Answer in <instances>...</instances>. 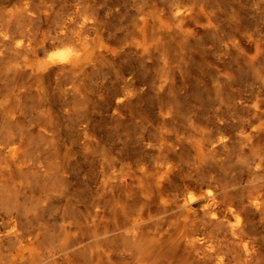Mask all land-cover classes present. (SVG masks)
<instances>
[{
    "label": "rangeland",
    "instance_id": "374dc122",
    "mask_svg": "<svg viewBox=\"0 0 264 264\" xmlns=\"http://www.w3.org/2000/svg\"><path fill=\"white\" fill-rule=\"evenodd\" d=\"M21 1L0 0V23ZM65 1L33 0L41 13L55 4L47 19L33 20L34 28L45 32L74 0ZM136 1L86 0L99 12L97 45L77 73L67 72L68 79L58 71L33 76L11 69L15 53L0 55V221L13 209L25 229L39 225L35 242L43 250L58 245L68 232L75 256L92 251L100 264H121L124 238L117 227L122 220L132 222L137 217L132 215L147 212L142 234L158 228L167 238L188 227L172 204L186 184L195 189L200 180L215 176L235 200L250 188H264V3L144 0L159 31L154 61L133 50L101 54L100 44L120 49L134 29ZM181 1L196 3L201 12L185 11L183 31L172 16ZM71 82L75 90L66 94ZM151 83L157 84L153 93ZM13 144L15 154L9 151ZM160 198L167 202L161 204ZM248 217L246 228L257 241L250 263L264 264V219L252 210ZM216 225L221 237H229L225 225ZM228 237V251L237 259L226 264H237L238 249ZM183 252L176 248L172 259L180 260ZM78 257L74 264H83Z\"/></svg>",
    "mask_w": 264,
    "mask_h": 264
},
{
    "label": "bare ground",
    "instance_id": "6f19581e",
    "mask_svg": "<svg viewBox=\"0 0 264 264\" xmlns=\"http://www.w3.org/2000/svg\"><path fill=\"white\" fill-rule=\"evenodd\" d=\"M146 1L140 0L135 4V6L133 5L134 29L126 36V39L123 42L121 48L110 49L107 46L109 44L105 45L106 43L103 42L102 39L103 44L99 45V51L101 54H108V56H113L116 54L118 55L119 53L126 50H133L135 53H140L142 56H145L147 58L146 60H148L149 62L152 60V57H154V54L152 56L153 50L159 43V31L155 25L154 18L150 13V4ZM47 3H49V1ZM258 3H264V0H260V2ZM92 7L86 2V0H74L72 2L70 1V3H67L65 5L64 10H61V12L58 14L56 13L57 16L55 15L53 22L49 27L46 28L47 30L43 33H40L39 30H36L34 28L32 23L33 20L41 16L45 18L48 17L55 8V4H53V2L51 4H48L45 8L46 10L41 13L35 8L33 0H22L18 5L8 10L6 22L0 23V55H3L8 51H12L13 54L15 53V59L11 63V69H20L27 72L29 71L30 75L33 76L36 72L42 71H47L50 73H56L55 71H58V73L62 74H66L67 72L73 74L77 73L82 61L92 53L93 49L97 45L99 12ZM197 9L198 7L196 3L187 5L184 1H181L175 5V7L172 9V16L175 24L179 27V29L182 30L186 25H184L183 22L185 11H192L194 13L198 12L197 14L201 15V12H199ZM160 21H162V19H160ZM163 21L162 23H164ZM159 45H161V43ZM228 46L230 45L225 44V47ZM133 51L131 53H133ZM94 66L96 65L94 64ZM68 73L66 79H68L69 77ZM70 80L68 81V83H70ZM26 83L27 82L25 81V84ZM153 83H151L149 86L150 90L154 85ZM28 84L29 83L25 85L26 88ZM126 88L128 89L127 86ZM64 90L65 92L69 90H75L74 83L71 82V84L69 86H66ZM131 91L132 90H130L129 88V91L127 93L129 96H131L133 93V91ZM150 92L153 93L152 90ZM66 94H68V92H66ZM21 95H23V93ZM116 97L118 98L119 96ZM17 145L19 144L17 143ZM16 149L17 146L13 144L10 146L9 151L15 154ZM169 162L170 161L165 160L164 163L165 167L168 170L171 167ZM163 177L165 178V175ZM161 180L162 179H158L157 182H161ZM218 180L215 176H208L207 178L200 180L197 188L195 189L193 184L188 183L186 184V189L174 195L173 202L170 199L172 204L174 203L175 207L179 210L176 211L179 212L177 214L182 215V218H184L186 223H188V227L182 228L175 235H168V238L165 237L164 233L162 234L161 231L159 232L158 228L151 234H142L141 225L143 224L142 221H144V216H146L145 213L147 212H144L143 214V212L139 211L137 212L138 215H132L137 216L136 218H134V220L131 219L132 222H129L130 220H128V222H123L124 220H122V223H120L117 227L121 231V235L124 238L123 242H121L122 245H120L122 246V248L119 249L120 251L118 253L122 258V262L120 261L121 264H226L228 261L232 260L234 256L231 255L228 251V245H230L228 242L229 240L226 239L228 236L226 238L221 237L218 231L213 227V225L217 226L216 224H221L222 226L225 225L231 242L233 241V243L236 244L238 253H235L238 254L237 256H239L237 264H249L250 262H252V260L254 259V254L257 252V241L251 236V232H249L250 234L248 233L249 230H247L246 228V222L248 219L246 218L248 217L249 211L252 210V212L254 211L258 213L259 216L264 219V188L260 189L258 187L257 189L252 190L250 188V190L242 194L239 200H235V198H233L234 196L231 197L229 195L230 193L228 194L227 189L222 187ZM147 182H145L144 179L143 183L146 184ZM140 185L142 186L143 184ZM2 191L3 196L8 192L6 190V193H4V188ZM151 191L150 193L152 194L153 191ZM158 194L156 196H158ZM146 195H148V193ZM154 196L155 194H153L152 197ZM166 202L167 200H162V203ZM121 208L123 209L124 207ZM6 213L7 214L3 218H1L2 220L0 221V264H39L37 257H39V259L41 260L40 262H43V264H74V258H79L78 256H81L83 258V264H100L94 254L95 252L91 251L90 254H88V252L86 251H81L79 252L78 256H75V252H70L68 245V237L70 236L67 235L68 232H66V234H62L64 236H62L63 238L60 240L58 245L56 244L57 246H48L47 250H43V244L41 242V244L35 242L37 233L41 229L39 225L30 226L25 229L23 223H26L24 222L23 218L19 216V214H15L13 209H7ZM22 214L25 215L23 217L27 219L29 218L26 210ZM119 215L121 216V213L117 215V220H119L120 218ZM248 218L250 219V215ZM40 223L42 222H39V224ZM166 224H168V222ZM160 225L163 224L161 223ZM164 225L160 227L163 228ZM103 226L106 227V225ZM107 227L110 228V226ZM176 248H180L184 252L181 258H177L180 260L174 261L171 255L174 253ZM231 251L233 252V250ZM116 252L117 251H115L114 254H116ZM109 253L108 256L111 257V253ZM235 258L237 259V257Z\"/></svg>",
    "mask_w": 264,
    "mask_h": 264
}]
</instances>
